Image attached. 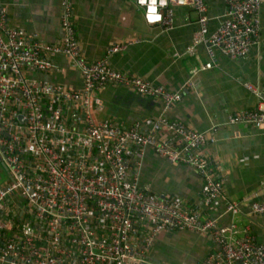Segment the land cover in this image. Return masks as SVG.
I'll return each instance as SVG.
<instances>
[{"label":"built area","instance_id":"1","mask_svg":"<svg viewBox=\"0 0 264 264\" xmlns=\"http://www.w3.org/2000/svg\"><path fill=\"white\" fill-rule=\"evenodd\" d=\"M134 2L146 24L164 29L173 26V5L192 4L200 15L194 41L208 46L203 69L215 66L217 51L240 59L258 42L264 0H224L223 18L208 35L206 0H165L163 5L156 0L155 13L149 11L152 0ZM61 8L62 36L47 43L10 26L0 3V163L8 175L0 185V264H156L148 251L158 234L180 230L210 234L218 245L202 264H264V244L247 226L219 225L217 218L184 207L180 197L160 196L139 185L128 160L138 165L142 149L149 148L172 164L193 168L202 180L201 202L212 209L222 196L223 179L201 149L214 137L162 117L152 128L164 127L168 138L143 133L138 123L126 127L95 119L96 95L107 83L160 98L164 109L181 94L113 68L108 56L128 43L111 44L102 58L88 60L80 49L73 0H62ZM51 54L71 60L81 76L80 89L28 76L51 69ZM244 86L260 103L229 115L228 121L264 126V90L250 82ZM251 209L264 213V202H252ZM226 211L237 213L238 205L228 202Z\"/></svg>","mask_w":264,"mask_h":264},{"label":"crops","instance_id":"2","mask_svg":"<svg viewBox=\"0 0 264 264\" xmlns=\"http://www.w3.org/2000/svg\"><path fill=\"white\" fill-rule=\"evenodd\" d=\"M62 0H0L7 9L8 23L28 33H36L47 43H57ZM172 6V5H171ZM207 32L217 28L225 11L224 0H206ZM174 21L170 29L150 26L134 0H73L74 23L82 54L88 60L105 55L111 44L127 47L108 56L118 71L143 77L153 84L181 94V99L164 109L160 98L138 94L119 84L107 83L96 95L93 117L110 120L126 127L139 124L143 133L168 138L165 128L154 131L158 118L178 121L188 128L212 134L214 142L201 149L216 177L223 179V192L212 209L200 199L202 180L190 166L172 164L151 149H142L138 165L128 160L130 171L138 175L141 187L160 196H177L184 207L217 223L240 229L247 226L256 240L264 244V213L251 209L254 201L264 202V126L231 124L229 115L256 108L260 98L244 84L250 82L264 90V4L260 9L258 42L240 59L215 54V66L203 69L209 60L207 44L195 43L200 34L199 13L192 4L173 5ZM193 44L195 53L188 49ZM53 67L29 72L39 82L65 84L80 89L78 69L63 55L51 54ZM84 125L80 122L79 129ZM238 205L237 213L226 211V204ZM210 234L188 230L161 232L148 251L154 261L169 264H202L206 255L217 252Z\"/></svg>","mask_w":264,"mask_h":264},{"label":"rangeland","instance_id":"3","mask_svg":"<svg viewBox=\"0 0 264 264\" xmlns=\"http://www.w3.org/2000/svg\"><path fill=\"white\" fill-rule=\"evenodd\" d=\"M7 180H8L7 172L6 170H4V168L0 163V185H4Z\"/></svg>","mask_w":264,"mask_h":264},{"label":"clouds","instance_id":"4","mask_svg":"<svg viewBox=\"0 0 264 264\" xmlns=\"http://www.w3.org/2000/svg\"><path fill=\"white\" fill-rule=\"evenodd\" d=\"M161 4L163 5L165 0H160ZM155 4H156V0H152V7H150L149 11L152 13H155L156 9H155ZM152 19H159V16H153Z\"/></svg>","mask_w":264,"mask_h":264},{"label":"water","instance_id":"5","mask_svg":"<svg viewBox=\"0 0 264 264\" xmlns=\"http://www.w3.org/2000/svg\"><path fill=\"white\" fill-rule=\"evenodd\" d=\"M156 264H160V262L157 260V261H154ZM169 264V263H168ZM183 264H186V263H183Z\"/></svg>","mask_w":264,"mask_h":264}]
</instances>
